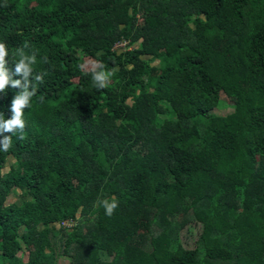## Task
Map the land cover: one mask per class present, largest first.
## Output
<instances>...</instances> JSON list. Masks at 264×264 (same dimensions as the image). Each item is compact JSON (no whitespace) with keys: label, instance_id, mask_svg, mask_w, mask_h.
Wrapping results in <instances>:
<instances>
[{"label":"trees","instance_id":"trees-1","mask_svg":"<svg viewBox=\"0 0 264 264\" xmlns=\"http://www.w3.org/2000/svg\"><path fill=\"white\" fill-rule=\"evenodd\" d=\"M0 41L46 73L0 151V264H264V0H0Z\"/></svg>","mask_w":264,"mask_h":264},{"label":"clouds","instance_id":"clouds-1","mask_svg":"<svg viewBox=\"0 0 264 264\" xmlns=\"http://www.w3.org/2000/svg\"><path fill=\"white\" fill-rule=\"evenodd\" d=\"M25 49H29L27 41L24 42L23 47L15 50L10 60L7 44L0 41V94H6L9 88L19 89L10 102V118L6 119L5 114L0 112V151L3 152H8L12 147V135L19 133V138L23 139L26 127L24 110L31 107L32 98L37 93V86L44 82L46 75V73L34 71V65L37 63V51H25ZM42 59L44 63H48L46 56ZM10 62L12 67H9ZM104 69V64L99 61L92 68L93 85L98 89L105 88L116 71L115 68L110 71ZM42 100L43 98H41ZM98 203L108 216H111L118 207L115 196L110 199H99Z\"/></svg>","mask_w":264,"mask_h":264},{"label":"rangeland","instance_id":"rangeland-1","mask_svg":"<svg viewBox=\"0 0 264 264\" xmlns=\"http://www.w3.org/2000/svg\"><path fill=\"white\" fill-rule=\"evenodd\" d=\"M230 108L229 107H218L217 110H214L213 113L217 114V115H224L230 112ZM13 161V159L11 158L9 160V163H11ZM8 166L3 168V171L7 170ZM17 200L16 197H14V195H12V197L9 198V202H13ZM200 233V227L191 223L189 225H187L186 227H184L181 231H180V239L182 244L187 247V248H192L195 245L196 240L198 239ZM57 264H68V259L66 257H59Z\"/></svg>","mask_w":264,"mask_h":264}]
</instances>
